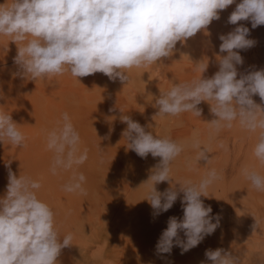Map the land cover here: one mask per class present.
Instances as JSON below:
<instances>
[{"label":"clouds","instance_id":"1","mask_svg":"<svg viewBox=\"0 0 264 264\" xmlns=\"http://www.w3.org/2000/svg\"><path fill=\"white\" fill-rule=\"evenodd\" d=\"M234 3L236 0H6L0 4V36L22 45L14 62L20 68L19 75L31 76L33 81L65 72L77 79L99 72L127 82L126 70L161 63L162 58L173 54L178 42L183 44L206 30L213 20L220 19L222 10ZM249 20L253 29L264 25V0H240L228 23ZM249 35V28L243 25L221 34L219 51L227 54L216 57L219 70L211 78L201 75L191 82L175 84L154 104L156 115L189 112L200 117L198 105L207 102L215 117L207 123L216 132L231 128L236 121L250 132L259 130L253 153L264 165V107L252 98L258 95L264 101V69L237 78L236 66L243 64V58L236 50L254 45ZM197 64L202 74L208 68V62ZM63 120V126L48 137V147L56 153L53 173L58 166L70 169L87 159V150L76 155L80 136L67 113ZM121 120L127 125L122 135L128 149L141 158L149 154L160 158L145 182L152 185L145 200L156 215L168 211L179 193L174 188L161 193L154 186L171 184V164L184 145L168 136L157 137L128 115ZM5 138L18 147L25 140L11 115L0 112V141ZM192 147L200 149L198 161L208 162L206 147L201 148L199 141ZM243 175L253 188L264 191V175L247 168ZM216 178L215 170H211L198 183H177L183 193V218L169 217L157 241V253L171 254L177 246L183 254L219 227V214L213 215L212 207L201 199L208 197L207 189ZM83 181L82 173L73 176L64 190L83 192ZM39 188V182L17 177L9 170L6 196L0 198V264H57L62 249L71 246L72 235L60 238L54 212L36 195ZM256 225L255 221L254 228ZM181 232L185 239H181ZM205 256L210 264H239L238 257L221 248L208 249Z\"/></svg>","mask_w":264,"mask_h":264},{"label":"rangeland","instance_id":"2","mask_svg":"<svg viewBox=\"0 0 264 264\" xmlns=\"http://www.w3.org/2000/svg\"><path fill=\"white\" fill-rule=\"evenodd\" d=\"M8 1L11 2L10 0ZM3 2H6V0H0V4H3ZM248 38L250 39V37ZM4 43H5V62H0V78L5 77V90L3 92L1 91L2 94L0 93V95L4 96L5 100H3L4 104L2 103L1 105L2 107L0 106V110L3 111L5 109V113L11 115L13 121L16 124H18V130L25 137L24 143L27 142V144L25 145L23 144L24 146H20V147L17 146L16 148L15 145H12V143L5 138V142H6L5 150L6 149L7 151L13 150V154L15 156L13 158L11 157L12 160L9 159L5 162V165H7V168H5L6 177L8 178L9 170H11V172L14 173L17 177H19V175L25 177L27 175V174L26 175L24 174V172H26L25 170L31 171L33 170L32 167H36L37 170L35 169L33 172H30L29 174L30 176H27L28 178L30 177L33 178L32 179L33 181H36L38 179L37 182L39 181L44 182L45 179H48L47 181L58 183V184H55L54 187H52L51 190L53 193L50 192L51 190L49 191L47 189L46 194L47 193H48L47 195L53 194L52 199L56 198V195L58 194L57 198H59V200L62 201L63 204L67 203L66 205L68 206V208H66V205L65 207H63L64 205L63 204L61 205L58 202L54 204H50L52 205V207L50 208L53 210L54 215L56 216L58 215V217L55 216L54 218L56 222L55 227H56V224H59L58 226L60 227L59 228V231H60V229L62 230L61 228L62 226L63 227L65 226L64 228L66 227L69 228V226L70 227L73 226L71 228V232L73 233L75 231L74 232L75 235L73 237H74V240L76 241L74 242V248L75 249L77 248L76 249L78 253L77 257L80 258L79 261L81 260L84 261V262L81 261L82 264H85V263L87 264H131V263L140 264V262H142L143 260L148 261L149 263L151 259L161 258L165 260L166 256H169L172 254V251H171V254H167V253L159 254L157 253L156 245H157L159 236L164 230V229L161 230V228L164 227L166 229L167 221L169 217H173L171 210L170 211L168 210L165 213H160L159 215H156L150 203L147 200H142V202L143 201L148 202V204L146 203L147 204L146 206H148L150 210L144 206L145 211L146 209L148 210L147 211L148 215H150V213L151 214L153 213L151 215L152 217H150L151 220H150L149 226L151 227L152 225L151 227L152 232L154 231V229L157 230L155 233V235H157L156 236L157 238L155 239L156 241H154L156 244L154 242L151 243L150 244L151 247L149 246V248L143 249L141 251V253L142 252L143 253L142 254L140 253V255L138 254L136 255L135 253L136 250L140 249L139 247H137L138 245L134 244V242L129 243V244L128 243L126 244L125 242L127 240L126 238H129V234L132 233L135 235L139 231V228L136 229V231L127 230L126 228H124L125 226L132 225L134 222H136L134 221V219L136 220V216L138 214L136 212L137 210L141 209L142 211V206L138 208L139 205L136 203H133L134 200H130V199L128 200L127 197L131 194L130 193L131 191H135L134 193H137V195H139V192H141V196L140 195L139 196L142 197L143 199L148 196V193L151 190L152 185H151V182H148V183H145V182L151 175L152 169L159 163L160 158L159 157L154 158L151 156V154H149L147 158H141L134 151L128 149L127 139L124 138L121 133L123 132V130L118 131L119 129H122V128L125 130V128L127 127L126 123L122 122L121 117L119 118L121 122L119 124L121 126L118 124V122L114 124L115 122H112V121H105V122L101 121V122H97L94 124L86 125L87 127L85 125L84 126L81 125V124H84L85 122L88 123L87 120H89L90 122V119H93V117L96 116L95 115L96 113L97 115L98 114L101 115V112L103 111L101 106H104V104L103 103L100 104V102H98L96 99H99L103 94H106L107 91L109 92H107L106 94L107 95L106 99L107 97L112 98V96L113 98L115 96L118 97L120 93L121 94L119 98L122 97L123 99L124 98L123 96L127 94L126 90H124L126 89L124 88L125 86L123 85L124 89H121L120 87L117 88L119 90H117L118 91L117 94L115 93L116 95L115 94L113 95V92H115L116 90H112L110 88L107 89L106 87L105 92H104V89L102 92V89L99 87H96L95 85H92L90 87L87 86V89L85 88L84 90V87L82 86H84L86 82L89 83V81H91V79L95 77V74H92V76L89 75L86 77H80L78 78L79 79L78 80L74 76L70 77L71 75H68L67 72H65L63 75L51 76L47 78H38L33 81L31 76L22 77V75H19L20 68L14 62V58L17 55L18 48L22 45L19 43L15 44L14 42L11 41L10 37L0 36V47H1L0 52H2L4 49L3 47ZM156 71L155 70L152 71L153 77L159 79L160 75H158V77H156L157 75L156 76L154 75ZM73 82H76L74 83L76 85L75 87L74 85H72ZM77 84L78 85L81 84V86L80 85L79 86L80 88H82V90L79 91V87L77 86ZM19 85H21L22 89L20 88ZM93 86L94 88L95 87L96 88L92 91ZM103 86L104 85H101V87ZM60 87L65 88V89L63 90ZM97 88L99 91L97 90ZM30 89H31V92H30ZM32 89L34 92L32 91ZM165 90L166 89L161 88L157 91H152V92L144 91L146 93L140 96L138 95L134 99L135 101L134 105L136 104L137 106H135V108L133 107L134 105L132 106L133 112H132L131 118L134 119V121L140 122L141 124L146 122V131H151L154 135L156 136L158 135L157 137L168 136L170 138H171L172 132L180 131L179 134L181 136L175 135L176 140L173 138L171 139L184 145V150L171 164V172H170L171 184L169 182H163L165 183V187L162 188L161 186L163 183L161 182L159 184H156L154 187L156 188L157 191L161 193H163L165 190L169 188H174L179 193L178 199L180 200V204H181L183 193L179 192L180 186L177 183H183L184 181H188V180L194 183H198L201 179L205 178L211 170H215L217 174V178L212 182V184L209 185L207 189L208 197H201V199L203 200L206 206L210 205L212 207L213 215L219 214V217H220L219 227H217V229L215 230L213 234L206 236L199 245H197L196 247L182 254L183 264H189V263L195 264V262L196 264H202V262L203 264H210V262L207 261L206 259L205 252L208 249L215 250L217 248L224 249L225 251L230 252L234 256L238 257L239 264H264L263 262L264 249H263V242H262L264 239V220L258 217V209L260 208V205L262 204V200L259 196L255 197L254 195H251L250 185H248V182H247L248 180L243 175V170L247 168V164H248L247 162V159H248L247 158V142L241 141L239 138H237L235 133H232L231 135L223 134V135L215 136L213 133H210V135L205 134L206 131L203 128L202 129L200 128L201 130L200 129L198 130L197 126L199 125V122L202 121V119L204 121H207L210 118V120L208 121H211L212 119L215 118L211 112L209 114L210 110L208 109L204 111L205 113L202 111L203 114L201 113L202 114L201 118L197 116L193 117L192 113H189V112L182 113L178 116L156 115L158 112V109L155 107V104H154L155 99L159 97L160 94H163L169 91V90H166V91ZM77 91H79L80 93ZM48 96L50 97V99ZM95 97L96 99L94 100ZM41 98L42 99L44 98L43 99L44 101ZM92 98L93 100H91ZM39 99H41L43 102ZM87 99L91 100V102H89V100ZM104 99L105 98H103L102 101ZM92 101L94 102L92 103ZM28 102L29 103L31 102V103L29 104ZM96 102H98V104L100 105V108ZM143 102L145 104H142L140 106V103H143ZM81 104L84 106L85 105L88 106L87 111L83 113L79 112L78 115L75 113H73V115H71L72 113L69 115L68 111H72V108H76L78 106L82 107ZM37 105H39L38 110H36L35 112L34 109L35 107H37ZM92 105L94 106V108ZM42 106H45L46 109L41 108ZM198 107L200 108V106ZM31 108H33V110ZM57 108L60 110H58ZM46 110H47V113L45 112ZM49 111L50 113H52L51 111H53L52 116L50 113H48ZM33 112H35V114ZM44 112L46 115L44 114ZM72 112H75V110H73ZM59 113L61 114V117ZM63 113L68 114L70 122L73 124L76 131L77 132L79 131L78 133H80L79 134L80 141L77 146L76 155L77 156L82 155L85 152V150H87V159L82 164H74L72 168L70 169H65L63 167L58 166L56 167L55 173H53V170H52L53 161H54V157L56 153L54 150L48 148L47 139L51 131L59 130L63 126L64 124ZM34 115L37 117L35 121L38 120V122L31 123L28 125L26 124L25 126V123L23 124V120L27 122V119L31 120L32 119L31 117H33ZM15 116L17 119L15 118ZM192 117L195 118L193 121H192ZM49 118L52 119V122H48V121H51ZM55 118L57 121L54 122L53 120H55ZM186 120L189 121L187 122L188 125L184 123L186 122ZM45 121H47V123H44ZM48 123H50V125ZM190 123L192 124L189 125ZM45 124H47L48 128H50L49 131L48 130L44 131L45 129H48L47 125L45 126ZM235 124H236L237 130L240 127L242 128L239 122L234 123V125ZM32 126L34 130L32 129ZM37 128H40V130ZM117 131L119 133H116ZM157 133H160L161 135ZM38 138H40V140ZM30 139L31 141L35 140L34 142L38 141L39 144L42 141L41 143H43L44 145L42 144L39 147L40 148L42 146L46 147V150L45 149L43 150L44 153H41L43 147L40 150L41 152L39 151L40 148L38 147L37 148L38 150L36 152L39 151V153L37 155H33L32 153H34L35 151L33 150L32 152V150H30L31 149L30 146H32L30 145L31 144ZM195 141H199L201 148L206 147L209 150L208 151V157H209L208 162H206L205 160L198 161L196 159L197 153L200 149L192 147V144ZM27 147H29L28 148L30 151V152L28 151L29 153L25 150L24 151L21 150V153L19 152L18 154V152L15 151L16 149H19V148L26 149ZM114 152L115 154H112ZM21 154L22 156H24L25 160L28 159L27 164H25L27 161H24V158L21 156ZM38 155H40L41 158H39ZM14 158L16 162H14ZM36 158H38V160ZM17 163H18V166H17ZM33 163L35 164V166ZM38 163H40L41 165ZM13 164H15V166ZM16 168H18L19 171ZM81 173L85 176V181L82 182L83 192H81L80 190H77L74 192L65 191L63 185L68 184L67 182L68 181L70 182L73 176H78ZM7 178L5 179V196H6L7 184H8ZM59 178H61V181H59L60 180ZM136 178H138L139 180ZM136 180L138 181L136 182ZM134 183L135 184L139 183L137 185L138 188L136 187ZM93 184L96 186H93ZM62 189L64 190V192ZM136 189L137 190L139 189V192L136 191ZM120 192H123V193H120ZM142 193L144 195H142ZM56 199H53V200H56ZM76 203H78V205ZM104 203H107V204L105 205ZM56 206H59V208H63L62 210L64 211V213L62 212V210H60ZM56 208L58 209V212ZM135 208H137V210ZM179 209H181L179 213L180 214L179 217L178 215L175 216L174 214V217H176L178 220L183 218L182 204L180 205ZM67 210L70 212L68 213ZM141 211L139 210V213H142ZM169 212L171 213L169 214ZM72 213L75 215L71 216ZM59 217L61 218V223L63 225L59 222V219H60ZM65 217L67 218L69 217L68 219L66 218L67 219L66 221L69 220L72 223H69V222L66 223V221H64ZM140 220L142 221V219ZM91 221H93V223ZM255 221L257 222V225L254 228ZM75 222H80V223L75 224ZM57 227L56 229L58 231ZM95 231L99 232L100 234L96 232L97 233L96 235ZM99 236H102V238ZM183 239H185L184 235H183ZM104 240L106 242H104ZM129 241L130 240H128L127 242ZM79 243L83 244V246L80 245ZM152 245L154 247H152ZM153 251H155L156 254ZM134 260L136 261L138 260V261L136 262ZM128 261L129 263H127Z\"/></svg>","mask_w":264,"mask_h":264},{"label":"bare ground","instance_id":"3","mask_svg":"<svg viewBox=\"0 0 264 264\" xmlns=\"http://www.w3.org/2000/svg\"><path fill=\"white\" fill-rule=\"evenodd\" d=\"M11 1V0H10ZM9 2V1H8ZM5 2H3V4H4ZM238 3H240V0H236V3H234L233 5H230L227 9H225V10H222L221 12H220V19L219 20H213L212 21V23L207 27V29L206 30H202L201 32H198L194 37H192V38H189L185 43H183V44H181L180 42H178L177 43V45H176V48L173 50V54L170 56V57H166V58H162V61H161V63H158V64H152V65H149V66H147V67H143V68H139V69H137V68H133V69H130V70H126V74H127V76H128V80H127V82H121L120 80H119V78H117V79H115V80H112V79H110L108 76H106V75H104L103 73H99V72H97V73H95V77L94 78H92L91 79V81H89V83L88 82H86V84H84V86H82V87H84V90H85V88L87 89V86L88 87H90V86H92V85H95L96 87H99V88H101L102 89V92H103V89H104V92H105V89H106V87H107V89L108 88H110V89H112V90H116L115 92H113V95L116 93L117 94V90H119V89H117V88H121V89H124V88H126V89H124V90H126V92H127V94L126 95H124L123 97V99H122V97L121 98H119V96H120V94H119V96L118 97H114L113 98V96H112V98H109V97H107V99H106V94H107V92H109V91H107L106 92V94H103L99 99H96V97L94 98V100L96 99L98 102H100V104H104V106H101V108L103 109V113L101 112V115L100 114H98L97 115V113L95 114L96 116H94L93 117V119H90V122H89V120H87L88 121V123L87 122H85L84 124H81V125H89V124H94V123H97V122H101V121H112V122H115L114 124H116V122H118V124L119 123H121L120 122V120H119V118L120 117H122L123 115H128V116H132V106L134 105V103H135V101H134V99L136 98V96H140V95H142V94H144V93H146V92H144V91H148V92H152V91H157V90H159V89H166V90H170L175 84H179V83H186V82H191V81H193V80H195V79H198L201 75H202V78H211L218 70H219V62H218V60L216 59V57L219 55V56H224V55H226L227 53H220V51H219V45L222 43V41L219 39V36L221 35V34H227V33H229V32H231V31H233L236 27H238V26H241V25H243V26H245V27H247V28H249V30H250V39H252V40H254L255 41V43H254V45L252 46V47H250V48H248V49H246V50H236V51H239V53H240V55L242 56V58H243V64H241V65H237L236 67H237V71H238V77L237 78H239V76L240 75H243V74H247V73H249V72H251V71H256V70H261V69H264V25H260V26H258V27H256L255 29H253L252 28V25H251V21L249 20V21H240V22H238L237 23V25H232V24H230V23H228V18H229V16H230V14L235 10V8H236V5L238 4ZM4 38V37H3ZM3 47H4V49H3V51L2 52H0V62H5V43L3 44ZM2 47V48H3ZM1 48V47H0ZM8 48V47H7ZM12 48V47H11ZM15 48V47H14ZM13 48V49H14ZM13 52V51H12ZM201 63V64H206L207 62H208V68H207V70L202 74L201 73V71L199 70V68H198V64L197 63ZM157 70L155 73H154V75L156 76V77H158V75H160V78L159 79H157V78H155V77H153V70ZM242 71V72H241ZM68 73V75H71L69 72H67ZM159 73V74H158ZM92 76V75H91ZM23 77V76H22ZM70 77H72V75L70 76ZM97 77V78H96ZM67 78V77H66ZM72 79V78H71ZM90 79V78H89ZM88 79V80H89ZM157 79V80H156ZM154 80H156V81H154ZM25 81V80H24ZM133 81H134V83H133ZM71 82V81H70ZM80 82V81H79ZM78 82V83H79ZM74 83H76V82H73V84L72 85H74V87L76 86ZM81 83V82H80ZM82 83H83V81H82ZM85 83V82H84ZM25 84V83H24ZM27 84V83H26ZM71 84V83H70ZM63 85V84H62ZM62 85H60V86H62ZM80 86H81V84H79ZM78 84H77V86L79 87V91L80 90H82V88H80V86H79ZM101 85H104L103 87H101ZM123 85L125 86L124 88H123ZM20 86V88H21V85H19ZM18 86V87H19ZM38 86V85H37ZM23 87H24V85H23ZM29 87H30V85H29ZM95 87V88H96ZM26 88V87H25ZM35 88H37V87H35ZM60 88H62V87H60ZM93 89H92V91L95 89L94 88V86L92 87ZM22 89V88H21ZM57 89V88H56ZM63 90L65 89V88H62ZM76 89H77V87H76ZM75 89V90H76ZM100 89V90H101ZM5 90V77H1L0 78V93H1V91L3 92ZM27 90V89H26ZM38 90H40V89H38ZM58 90V89H57ZM97 90H98V88H97ZM165 90V91H166ZM32 91H33V89H32ZM44 91V90H43ZM46 91V90H45ZM49 91V90H48ZM51 91V90H50ZM53 91H54V89H53ZM53 91H52V93H53ZM59 91V90H58ZM66 91V90H65ZM68 91V90H67ZM79 91H77V92H79ZM99 91V90H98ZM30 92H31V89H30ZM34 92V91H33ZM72 92V91H71ZM70 92V93H71ZM74 92H76V91H74ZM121 92V91H120ZM164 92V91H163ZM5 93V92H4ZM19 93V92H18ZM80 93V92H79ZM99 93V92H98ZM154 93V92H153ZM2 94V93H1ZM20 94H21V92H20ZM19 94V95H20ZM37 94V93H36ZM44 94V93H43ZM73 94V93H72ZM100 94V93H99ZM115 94V95H116ZM123 94V93H122ZM150 94V93H149ZM45 95V94H44ZM49 95V94H48ZM51 95V94H50ZM105 95V96H104ZM109 95V94H108ZM126 96V97H125ZM147 96V95H146ZM3 97V98H2ZM38 97H39V95H38ZM41 97V96H40ZM49 97V96H48ZM48 97H46V98H48ZM52 97V96H51ZM98 97H99V95H98ZM97 97V98H98ZM25 98V97H24ZM45 98V97H44ZM43 98V99H44ZM86 98V97H85ZM103 98H105L103 101H102V99ZM115 98H117V99H115ZM119 98V99H118ZM253 100L255 101V103H257L258 105H261L262 107H264V101H261V99H260V97L258 96V95H254L253 97ZM21 99V98H20ZM42 99V98H41ZM41 99H39V100H41ZM42 99V100H43ZM49 99H50V97H49ZM143 99V98H142ZM3 100H5V97L4 96H1L0 95V106L2 105V103H3ZM37 100H38V98H37ZM41 100V101H42ZM87 100H89V99H87ZM91 100H93V98L91 99ZM91 100H89V102H91ZM17 101V100H16ZM20 101V100H19ZM44 101V100H43ZM42 101V102H43ZM45 101H46V99H45ZM150 101V100H149ZM32 102V101H31ZM30 102V103H31ZM85 102V101H84ZM94 101H92V103H93ZM98 102H96L97 104H98ZM29 103V102H28ZM29 103V104H30ZM45 103H47V102H45ZM91 103V104H92ZM137 103V102H136ZM147 103V102H146ZM4 104V103H3ZM16 104V103H15ZM49 104V103H48ZM86 104V103H85ZM142 104H145L144 102L143 103H140V106L142 105ZM82 105V104H81ZM94 105V104H93ZM92 105V106H93ZM99 105V104H98ZM38 106L39 105H37V107H35V112H36V110H38ZM41 106V105H40ZM73 106V105H72ZM96 106V105H95ZM135 106H137L136 104L133 106L134 108H135ZM198 106H200V109L204 112V111H206L207 109L208 110H210V105L207 103V102H202L200 105H198ZM2 107V106H1ZM34 107V106H33ZM74 107H76V106H74ZM37 108V109H36ZM41 108H45V106H42ZM60 108V107H59ZM87 108H88V106L87 105H82V107H80V106H78V107H76V108H72V111L73 110H75V112H72V111H68V113H69V115L71 114V115H73V113H75V114H79V112L80 113H83V112H85V111H87ZM93 108H94V106H93ZM99 108H100V105H99ZM137 108V107H136ZM32 110H33V108H31ZM46 109V108H45ZM58 109V108H57ZM62 109V108H61ZM31 110V111H32ZM48 110V109H47ZM47 110L45 111L46 113H47ZM58 110H60V109H58ZM65 110V109H64ZM98 110V109H97ZM141 110V109H140ZM25 111V110H24ZM76 111H77V113H76ZM0 112H4L5 113V109L3 110V111H1L0 110ZM35 112H33L34 114H35ZM45 112H44V114H45ZM52 113H53V111H51ZM58 112V111H57ZM63 112V111H62ZM61 112V113H62ZM93 112V111H92ZM96 112V111H95ZM108 112V113H107ZM135 112V111H134ZM210 112L211 111H209V114H210ZM38 113V112H37ZM41 113V112H40ZM48 113H50V111L48 112ZM52 113H50L51 114V116H52ZM151 113V112H150ZM188 113V112H187ZM205 113V112H204ZM31 114V113H30ZM44 114H43V116H44ZM56 114H58V113H56ZM64 114V113H63ZM74 114V115H75ZM85 114V113H84ZM203 114V113H202ZM201 114V115H202ZM32 115V114H31ZM46 115V114H45ZM59 115H60V117H61V114L59 113ZM86 115V114H85ZM94 115V114H93ZM193 115V117H196L194 114H192ZM53 116H54V114H53ZM57 116V115H56ZM76 116V115H75ZM134 116V115H133ZM137 116V115H136ZM185 116V115H184ZM212 116V115H211ZM28 117V116H27ZM192 117V121L195 119V118H193ZM15 118H16V116H15ZM32 119L31 120H28L27 119V122L26 121H24L23 120V124L25 123V126H26V124L28 125V124H31V123H35V122H38V120H36L35 121V119L37 118L35 115L33 116V117H31ZM44 118V117H43ZM57 118V117H56ZM56 118H55V120H53L54 122L55 121H57L56 120ZM59 118V117H58ZM186 118V117H185ZM184 118V119H185ZM191 118V117H190ZM199 118H201V116L199 117ZM208 118H209V116H208ZM17 119V118H16ZM50 119V118H49ZM52 119H53V117H52ZM52 119H50L51 121H48V122H52ZM188 119V118H187ZM81 120V119H80ZM134 120V119H133ZM190 120V119H189ZM208 120H210V118L208 119ZM204 121L203 119H202V121H200L199 122V125H198V123H197V125L199 126H197V128H198V130L201 128H203L205 131H206V133L205 134H209L210 135V133H213L215 136L216 135H223V134H227V135H231L232 133H235V135L237 136V138H239L241 141H243V142H247V162H248V164H247V169H249V170H255V171H257V172H259L261 175H264V165H261L260 164V162L257 160V158L254 156V153H253V150H254V146H255V144H256V142H257V139H258V135H259V130L257 131V132H250V131H248L247 129H245L244 127H240L238 130H237V128H236V124L234 125V123H236V122H238V121H236V122H233V126L231 127V128H223V129H221L219 132H216L215 130H213L210 126H209V124L207 123V122H210V121ZM18 121V120H17ZM82 121H83V119H82ZM141 121V120H140ZM179 121V120H178ZM180 121H181V119H180ZM58 122H59V120H58ZM136 122H138V121H136ZM144 122V121H143ZM187 122H189L188 120H186V122H184V123H186V125H188L187 124ZM191 122V121H190ZM44 123H47V121H45ZM81 123V122H80ZM140 123V122H139ZM181 123V122H180ZM195 123V122H194ZM49 125H50V123H48ZM58 124V123H57ZM111 124V123H110ZM124 124V123H123ZM141 124V123H140ZM142 124H144V125H142ZM141 124V126H143V127H145V129H146V122H144V123H142ZM192 123H190L189 125H191ZM40 125H42V124H40ZM44 125V124H43ZM47 124H45V126H46ZM55 125H56V123H55ZM54 125V126H55ZM120 125V124H119ZM118 125V126H119ZM34 126V125H33ZM33 126H32V129L34 130V128H33ZM121 126V125H120ZM239 126V125H238ZM20 127V126H19ZM35 127V126H34ZM87 127V126H86ZM189 127V126H188ZM44 128V127H43ZM47 128H48V125H47ZM81 128V127H80ZM79 128V129H80ZM117 128V127H116ZM122 128V127H121ZM125 128V127H124ZM196 128V129H197ZM31 129V130H32ZM37 129H39L40 130V128H37ZM45 129V128H44ZM55 129H56V127H55ZM83 129V128H82ZM126 129V128H125ZM200 129V130H201ZM49 131L50 130V128H48V129H45L44 131ZM121 130H123L124 131V129L122 128V129H119L118 131H121ZM116 132V133H119V132ZM35 132H37V131H35ZM52 132V131H51ZM79 132V131H78ZM163 132V131H162ZM162 132H160V133H162ZM38 133H39V131H38ZM112 133V132H111ZM121 133H123V132H121ZM160 133H157V134H160ZM180 131H174V132H172V134H171V138H173V139H175L176 140V136L175 135H177V136H179L180 134ZM80 134V133H79ZM81 134H83V133H81ZM156 134V133H155ZM161 135V134H160ZM212 135V134H211ZM158 136V135H157ZM181 136V135H180ZM40 137V136H39ZM46 137V136H45ZM121 137V136H120ZM179 138V137H178ZM33 139H35V138H33ZM39 140H40V138H38ZM47 139V138H46ZM119 139V138H118ZM37 140V139H36ZM28 141V140H27ZM30 141H31V139H30ZM35 140H32L31 141V144L30 145H32V146H30L31 147V149L30 150H32V152H33V150L36 152L38 149V147L40 146V145H42L43 143H41L40 142V144L38 143V141H36V142H34ZM46 141V140H45ZM47 141H48V139H47ZM182 141V140H181ZM5 139H3L2 141H0V198H4L5 197V179L7 178L6 177V175H5V173H6V171H5V168H7V165H5V162L7 161V160H9V159H11L12 160V158L13 157H15L14 156V154H13V150L12 151H7V149L5 150ZM45 143V142H44ZM23 144L25 145V144H27V142H23ZM48 144V143H47ZM46 144V145H47ZM13 145V144H12ZM23 145V146H24ZM29 145V144H28ZM27 145V146H28ZM44 145V144H43ZM8 146V145H7ZM16 146V145H15ZM14 147V146H13ZM26 147V146H25ZM42 147H43V149H42ZM40 149H39V151L42 149V152L41 153H44V149L46 150V147H44V146H42ZM16 148H17V146H16ZM29 147H27L26 149L25 148H19V149H16L15 151L16 152H18V154H19V152L21 153V150H25V151H29V149H28ZM49 148V147H48ZM47 148V149H48ZM8 150H10V149H8ZM17 150H19V151H17ZM39 151L38 152H36V154H35V152L34 153H32L33 155H37L38 153H39ZM6 152V153H5ZM30 152V151H29ZM28 152V153H29ZM41 153H40V155H41ZM25 154V153H24ZM112 154H115V152L114 153H112ZM111 154V155H112ZM13 155V156H12ZM40 155H38L39 156V158H41L40 157ZM21 156H22V154H21ZM27 156H28V154H27ZM27 156H25V157H27ZM12 157V158H11ZM17 157V156H16ZM23 158H24V156H22ZM31 157V156H30ZM29 157V158H30ZM35 157H37V156H35ZM34 158V157H33ZM19 159V158H18ZM18 159H16V160H18ZM20 159H22V158H20ZM27 159V158H26ZM37 160H38V158H36ZM35 159V160H36ZM31 160V159H30ZM42 160V159H41ZM144 160V159H143ZM20 161V160H19ZM24 161H27L25 164H27L28 163V159L27 160H25V158H24ZM33 161H34V159H33ZM14 162H16L15 161V158H14ZM18 162V161H17ZM36 162V161H35ZM39 162V161H38ZM32 163V162H31ZM34 164V163H33ZM32 164V165H33ZM38 164H40V163H38ZM37 164V165H38ZM14 166H15V164H13ZM41 165V164H40ZM12 166V165H11ZM17 166H18V163H17ZM16 166V167H17ZM22 166H24V165H22ZM29 166V165H28ZM34 166H35V164H34ZM26 167V166H25ZM38 167V166H37ZM10 168V167H9ZM33 168V170H31V171H27V170H25L26 172H24V174L26 175L25 177H27V176H30L29 174H30V172H33L35 169L37 170V168L36 167H32ZM39 168V167H38ZM16 169H18V168H16ZM15 169V170H16ZM22 169V168H21ZM24 169V168H23ZM28 169H29V167H28ZM39 170V169H38ZM18 171H19V169H18ZM22 172V171H21ZM67 172V171H66ZM23 173V172H22ZM20 174V173H19ZM65 174V173H64ZM64 174H62V175H64ZM71 174V173H70ZM117 174V173H116ZM66 175V174H65ZM33 176V175H32ZM68 176V175H67ZM70 176V175H69ZM134 176V175H133ZM132 176V177H133ZM141 176H142V174H141ZM71 177V176H70ZM131 177V178H132ZM137 177V176H136ZM62 178H64V177H62ZM143 178H144V176H143ZM8 179V178H7ZM30 179L32 180L33 178H31L30 177ZM53 179V178H52ZM60 180L59 181H61V178H59ZM134 179V178H133ZM136 179H138V178H136ZM38 180V179H37ZM37 180H36V182H37ZM48 179H45L44 180V182H42V181H39V184H40V188L39 189H36L35 190V192H36V195H37V197H38V199H40L41 201H43L44 203H46L47 205H50V204H54V203H56V202H58V203H60L61 205L63 204L62 203V201H60L59 200V198H57V195H56V198H53V199H56V200H53L52 199V195L53 194H51V195H47L46 194V192H47V189L50 191L51 189H52V187H54V185L55 184H58V183H53L52 181H47ZM51 180V179H50ZM70 180V179H69ZM139 180V179H138ZM138 180H136V182L138 181ZM57 182V181H56ZM135 182V181H134ZM135 182V183H136ZM248 182V185H250V193H251V195H254L255 197L256 196H259L260 198H261V200H262V204L260 205V208L258 209V217H260L261 219H263L264 220V191H262V190H256L255 188H252V186H251V184H250V182L249 181H247ZM67 183H69V181L67 182ZM134 183V184H135ZM163 183V182H162ZM65 184V183H64ZM92 184V183H91ZM95 184V183H94ZM93 184V186H96V185H94ZM133 184V183H132ZM131 184V185H132ZM139 183H137V184H135L136 185V187H137V185H138ZM63 186H65V185H63ZM130 186V185H129ZM162 188H164L165 187V183H163L162 184V186H161ZM167 187V186H166ZM59 188V187H58ZM61 188V187H60ZM138 188V187H137ZM55 189V188H54ZM63 190V189H62ZM125 190V189H124ZM58 191H59V189H58ZM131 191V190H130ZM136 191H138L139 192V189L137 190L136 189ZM51 193H53L52 192V190L50 191ZM63 192H64V190H63ZM89 192V191H88ZM127 192V191H126ZM135 191H131L130 193V195L127 197V199L129 200H134V202L133 203H136V204H138L137 206H138V208L140 207V206H142V211H141V209H139L142 213H139V210H137V208H135L137 211V216H136V220L134 219V221H136V222H134L132 225H129V226H125L124 228H126L127 230H132V231H136V229H138L139 228V231L134 235V234H129V238H126L127 240L125 241L126 242V244L128 243H133L134 242V244H136V245H138L137 247H139L140 249L139 250H136V255L138 254V255H140V253H141V251L143 250V249H147V248H149V246H150V244L151 243H153L154 241H156L155 239L157 238L156 236L157 235H155V233H156V229H154V231L152 232L151 231V227H152V225H151V227L149 226V224H150V217H152L151 215L153 214H151L150 213V215H148V213H147V209H146V211H145V207H147L148 208V206H146L147 204H148V202L147 201H143L142 202V200H145V199H147V197L146 198H142V197H140L141 196V192H139V195H137V193H134ZM120 193H123V192H120ZM56 194V193H55ZM133 194V195H132ZM88 195V194H87ZM142 195H144L143 193H142ZM55 196V195H54ZM145 196H147V195H145ZM51 197V198H50ZM60 197V196H59ZM92 197V196H91ZM92 199V198H91ZM59 200V201H58ZM65 202H67V201H65ZM81 203V202H80ZM79 203V204H80ZM147 203V204H146ZM67 204V203H66ZM66 204H63L64 206L63 207H65V205ZM77 205H78V203H76ZM105 205L107 204V203H104ZM61 205H60V207H61ZM180 200L177 198V200H176V202L173 204V206H172V208H170L169 209V211L171 210L172 211V214H173V216H174V214H175V216L176 215H178V217H179V213H180V210L181 209H179V207H180ZM145 206V207H144ZM49 207H52V205H50ZM57 208H59V206H56ZM76 207V206H75ZM80 207V206H79ZM78 207V208H79ZM56 208V209H57ZM66 208H68V206L66 205ZM65 208V209H66ZM77 208V207H76ZM60 210H62L63 208H59ZM80 209V208H79ZM84 209V208H83ZM83 209H81V210H83ZM86 209H88V208H86ZM149 209V208H148ZM55 210V209H54ZM90 210V209H89ZM97 210H98V208H97ZM150 210V209H149ZM53 211V210H52ZM86 211V210H85ZM156 210H154V212H155ZM57 212H58V209H57ZM62 212L64 213V211L62 210ZM67 212L69 213L70 211H68L67 210ZM66 212V213H67ZM83 212V211H82ZM74 213V212H73ZM71 214V216L72 215H75V214ZM134 213V212H133ZM161 213H165V212H161ZM171 212H169V214H170ZM69 215V214H68ZM100 215V214H99ZM102 215V214H101ZM106 215V214H105ZM144 215V216H143ZM55 216L56 215H54V218H55ZM64 216H66V215H64ZM77 216V215H76ZM89 216V215H88ZM56 217H58V215L56 216ZM60 218V217H59ZM58 218V219H59ZM67 217H65V220L64 221H66L67 219H66ZM80 218H82V217H80ZM79 218V219H80ZM84 218V217H83ZM93 218V217H92ZM94 218H95V216H94ZM99 218V217H98ZM74 219V218H73ZM72 219V220H73ZM76 219V218H75ZM97 219V218H96ZM95 219V220H96ZM103 219V218H102ZM140 219H142V221L140 220ZM153 219V218H152ZM166 219V218H165ZM55 221V220H54ZM57 221V220H56ZM58 222V221H57ZM59 222L61 223V218L59 219ZM72 223V222H70L69 220L68 221H66V223ZM92 223H93V221H91ZM56 223V222H55ZM78 223H80V222H75V224H78ZM137 223V224H136ZM62 224V223H61ZM74 224V225H75ZM59 224H56V227L58 226ZM63 225V224H62ZM158 225H160V224H158ZM164 225V224H163ZM95 226V225H94ZM65 227V226H64ZM63 226L61 227L62 228V230L60 229V231H59V226L57 227L58 228V233H59V236H60V238L61 239H63L66 235H68V234H71L72 235V240H71V242H70V244H71V246H69V247H66V248H64V249H62V251H61V254H60V256L58 257V263L60 264H82L81 263V261H83V260H81V261H79L80 260V258L79 257H77L78 256V253H77V248L75 249L74 248V242H76L75 240H74V235H75V231L72 233L71 232V228L73 227H70L69 226V228L68 227H66V228H68V229H66V228H64ZM75 227V226H74ZM78 227V226H77ZM149 227H150V229H149ZM163 227V226H162ZM79 228V227H78ZM77 228V229H78ZM84 228V227H83ZM90 228V227H89ZM76 229V228H75ZM144 229V230H143ZM162 229H165L164 227L163 228H161V230ZM68 231V232H67ZM79 231V230H78ZM97 231H95V233H96ZM97 233H99V232H97ZM97 233H96V235H97ZM100 234V233H99ZM127 235V234H126ZM96 237H98V236H96ZM99 237H101L102 238V236H99ZM160 237V236H159ZM180 237H181V239H183V233L181 232L180 233ZM78 238V237H77ZM116 238V237H115ZM76 239V238H75ZM106 239V238H105ZM98 240V239H97ZM101 240H103V239H101ZM116 240V239H115ZM128 240H130L129 242H127ZM123 241V240H122ZM80 242V241H79ZM104 242H106L105 240H104ZM124 242V243H125ZM263 249H264V239H263ZM120 243V242H119ZM155 243V242H154ZM80 244V243H79ZM115 244H116V242H115ZM156 244V243H155ZM80 245H82L83 246V244H80ZM118 245V244H117ZM120 245V244H119ZM76 246V245H75ZM78 246V245H77ZM121 246V245H120ZM125 246V245H124ZM130 246H131V244H130ZM134 246V245H133ZM126 247V246H125ZM151 247V246H150ZM152 247H154L153 245H152ZM131 249V248H130ZM135 249V248H134ZM112 250V249H111ZM81 251V250H80ZM83 251V250H82ZM150 251V250H149ZM113 252V251H112ZM153 252H155V251H153ZM134 253V252H133ZM132 253V254H133ZM134 253V254H135ZM143 253V252H142ZM141 253V254H142ZM80 254V253H79ZM155 254H156V252H155ZM194 254H196V253H194ZM194 256V255H193ZM263 256H264V254H263ZM86 257V256H85ZM139 257V256H138ZM147 257V256H146ZM145 257V258H146ZM155 257V256H154ZM141 258V257H140ZM148 258H149V256H148ZM187 258V257H186ZM85 259V258H84ZM139 259V258H138ZM142 259V258H141ZM126 260H128V259H126ZM131 261H132V259H131ZM130 261V262H131ZM134 261H136V260H134ZM138 261V260H137ZM136 261V262H137ZM143 261H145V260H143ZM140 262V264H183V258H182V254H181V249L179 248V247H177V246H174L173 247V249H172V254L171 255H169V256H166V258H165V260H163V259H151L150 260V263L148 262V261H145V262ZM84 262V261H83ZM263 262H264V257H263ZM57 263V264H58ZM127 263H129V261L127 262ZM85 264H87V263H85ZM132 264V263H131ZM189 264H191V263H189ZM195 264H196V262H195Z\"/></svg>","mask_w":264,"mask_h":264}]
</instances>
